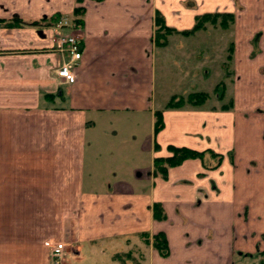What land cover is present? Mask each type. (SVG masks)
<instances>
[{"label": "crops", "instance_id": "0c3cea01", "mask_svg": "<svg viewBox=\"0 0 264 264\" xmlns=\"http://www.w3.org/2000/svg\"><path fill=\"white\" fill-rule=\"evenodd\" d=\"M76 6V30L7 23L71 17ZM156 13L177 31L161 47ZM205 13L232 14L231 106L166 109L181 93L156 98L159 48L181 55L172 38L197 42L207 26L181 32ZM65 31L81 40L71 83L55 71L67 56L53 38ZM170 145L222 158L155 176ZM157 232L167 257L141 237ZM47 240L64 242L60 264H134V254L140 264H264V0H0V264H54Z\"/></svg>", "mask_w": 264, "mask_h": 264}, {"label": "rangeland", "instance_id": "374dc122", "mask_svg": "<svg viewBox=\"0 0 264 264\" xmlns=\"http://www.w3.org/2000/svg\"><path fill=\"white\" fill-rule=\"evenodd\" d=\"M57 24L60 25L59 29H73L71 26V17H60V19L53 24V27ZM206 26L208 27L207 30L198 32L197 42L196 39L190 40L188 38V41L184 44V41H181L182 43H180V41H176V39L172 38V45L175 43L179 48L181 47V55L174 52V49H176L174 46V49L172 48L170 52H165L159 48L157 56L156 98L159 102L161 101V104L166 102L169 96L173 93H181V95L176 96L187 97L188 94L193 92H204L208 95L205 102L196 107L204 109L222 108L229 103V96H226L225 92L226 82L230 79L231 72L230 61L228 59L230 38L228 37L226 30L222 29L218 24L212 25L208 23ZM66 33L67 32L65 31L60 35ZM70 34L75 35L73 33ZM168 65L173 72L177 69H180V71L183 70V72L187 71L185 75L187 79L186 83L184 82L181 85L176 84L174 79H172L176 78V76L173 77L171 74L167 78L165 67ZM195 68L198 71L197 73L194 71ZM204 70L207 72L205 73ZM201 76L202 79H204L202 84L199 83L201 82ZM195 83L200 85L193 87ZM218 91H223V96L221 98L218 97ZM192 107L193 106L187 105L183 108ZM135 126L134 130H139ZM139 128L141 129V126ZM217 161L218 158L210 153H205L202 160L203 163L209 166H213ZM134 259L140 260L139 255L134 254Z\"/></svg>", "mask_w": 264, "mask_h": 264}, {"label": "trees", "instance_id": "16d2710c", "mask_svg": "<svg viewBox=\"0 0 264 264\" xmlns=\"http://www.w3.org/2000/svg\"><path fill=\"white\" fill-rule=\"evenodd\" d=\"M80 1V0H77ZM99 1V0H96ZM84 14V8L81 6H76L73 10V13L71 15V25L73 29H78L83 25V16ZM60 15H55L53 17H50L49 19H42V21H24L20 18H12L9 21H7L8 24L11 25H23V24H29V25H39L42 22L53 26V24L60 19ZM232 21V14L229 13H205L200 16L196 17V21L192 29L186 30L181 32L184 35H190L198 30L204 29L206 27V24H212V25H219L223 29L227 28ZM172 27L167 26L161 15L159 13H156L155 15V29H154V43L156 46H165L168 42V37L176 33ZM229 54L228 59L231 57V46L228 48ZM223 96V91H218V97L221 98ZM208 95L204 92H193L187 95V97L183 96H176L172 95L167 103L165 104L166 109H179L183 108L187 105L190 106H200L202 105L205 100L207 99ZM231 105L228 103L227 105H224L222 108L226 109L229 108ZM163 126V120H162V110H155L154 112V132H158ZM168 150L170 151V155L165 157H155L153 159V174L155 176H166V173L170 167L176 166L183 162L186 159H194L198 158L200 160H203L205 153L213 154L218 158V161L213 165L216 166L221 161V155L211 151V150H204V151H197L194 149H190L187 147H176V146H168ZM206 168H211L213 166L206 165L203 163ZM152 215L153 218L156 220H162L165 218L164 211L162 209V206L159 203H154L152 205ZM142 239L145 243L151 244V246L158 252V254L161 257H167L169 255V246L168 241L166 238V235L164 232H157L155 234H152L151 236L149 233H143L141 235ZM131 253H125L117 255V257H131ZM134 264H140L138 260H135Z\"/></svg>", "mask_w": 264, "mask_h": 264}, {"label": "built area", "instance_id": "2783aa9c", "mask_svg": "<svg viewBox=\"0 0 264 264\" xmlns=\"http://www.w3.org/2000/svg\"><path fill=\"white\" fill-rule=\"evenodd\" d=\"M59 27V24L54 25V28L56 30H58ZM53 42L54 49L67 56V59L57 62L55 68L56 74L62 78L64 83H71L73 82L75 77L72 71V67L81 58V40L76 35H60L59 33H56L53 38ZM44 244L49 248L53 263L60 264L65 250L64 242H53L47 240L44 242Z\"/></svg>", "mask_w": 264, "mask_h": 264}]
</instances>
